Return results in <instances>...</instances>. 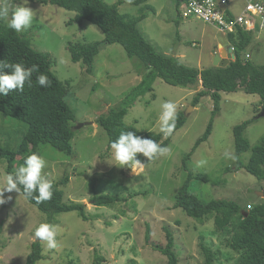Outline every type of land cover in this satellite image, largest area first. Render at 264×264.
<instances>
[{
	"label": "rangeland",
	"instance_id": "obj_1",
	"mask_svg": "<svg viewBox=\"0 0 264 264\" xmlns=\"http://www.w3.org/2000/svg\"><path fill=\"white\" fill-rule=\"evenodd\" d=\"M104 1L116 4L119 0ZM9 2L34 12L31 27L20 33L34 48L51 55L53 72L69 87L66 102L75 113L73 153L68 155L51 145L42 146L41 156L46 160L43 173L53 182L68 176L69 180L60 186L63 200L85 203L88 218L83 219L79 211H68L55 214L50 222L49 215L21 192H5L7 202L0 205V262L25 264L31 244L37 241L36 228L47 223L56 227L58 248L49 250L41 242L43 258L37 264H93L97 254L104 257L102 264H166L167 257L154 248V244L167 243L165 227L175 234L180 264H203L202 242L217 252L218 263L233 264L239 254L216 230L214 217L199 220L189 216L175 207L176 195L191 172V189L203 202L232 200L242 211L263 203L264 179L239 167L240 163H248L254 146L264 143L260 95L242 90L222 92L221 109L214 117L212 133L193 152L185 169L184 157L193 150L213 118L214 101L210 95L204 96L193 106L202 85L180 87L157 78L153 91L140 96L130 107L125 123L144 133H159L161 105L171 101L177 106L176 114L183 112L185 124L174 133L167 146L169 151L159 155L155 162L137 167L131 161L121 166L109 148L106 131L96 121L119 106L141 83L149 71L147 66L128 56L119 43H103V31L92 22H71L75 11L30 0L27 5L23 0ZM148 3L154 11L145 10L147 17L139 26L159 52L178 57L191 67L214 66L218 44L229 39L228 33L194 15L185 18L184 4H178V0ZM244 6L245 0H236L229 4V9L238 14ZM119 11L134 17L140 15L141 6L122 3ZM1 23L7 25V20H0ZM70 42H102V46L93 50L90 61L84 64L72 60ZM248 53L253 54L250 60L255 65H264V30L253 35L243 56ZM245 121L249 124L244 137L251 147L238 155L233 131ZM27 128L26 123L0 113V145L17 146ZM225 152L234 158L225 157ZM200 161L203 163L197 167ZM6 165L5 160H0V189L6 184ZM106 195L121 199L113 205H97L93 200Z\"/></svg>",
	"mask_w": 264,
	"mask_h": 264
},
{
	"label": "trees",
	"instance_id": "obj_2",
	"mask_svg": "<svg viewBox=\"0 0 264 264\" xmlns=\"http://www.w3.org/2000/svg\"><path fill=\"white\" fill-rule=\"evenodd\" d=\"M15 2L18 0H9ZM41 4H54L56 6L75 11L76 15L71 22L82 23L88 20L97 25L104 33L103 43H119L128 56L141 60L149 69L131 93L123 99L119 106L111 108L107 113L97 118V123L106 131L111 142L118 139L121 132L131 131L141 138L152 139L161 147L170 144L174 133L185 124L183 112L177 113L175 129L170 136L163 133H144L138 128L125 123V116L137 99L153 91V84L157 78L180 87H197L203 89L196 92L193 106L200 103L204 96H211L214 101L213 118L204 134L196 141L193 150L184 157V168L188 169V161L200 144L208 140L213 130V120L221 109L222 92L244 91L260 95L264 108V65L257 66L250 57L243 56L244 50L251 44L253 33L242 28L228 33L229 40L234 46L236 60L226 67L213 66L208 69L191 67L180 61L178 57L168 56L159 52L147 40L140 29V22L147 17L145 10L154 11L149 0H119L116 4H109L104 0H30ZM188 0H178V4ZM122 3H132L141 6L138 16H129L119 11ZM102 42L86 44L83 42L69 43L68 49L74 62L87 64L93 50L101 49ZM0 60L10 63H21L26 68L38 65L39 72H34L31 87L25 84L24 91L10 92L0 97V113L6 117L16 118L28 125L22 133L21 141L15 147L0 145V160L6 161L7 174H14L25 158L33 153L41 156V148L51 145L53 148L68 155L73 153V123L75 113L66 102L69 87L53 72V59L49 53L37 50L31 41L21 33L0 24ZM5 71H9L5 69ZM45 74L52 84L48 88L41 87L36 82L39 74ZM249 121H245L234 128V141L236 154L240 155L250 149L251 145L244 137V131ZM158 156L148 160L143 154L135 158L142 165H150ZM19 162V164H18ZM136 162V161H135ZM137 163V162H136ZM249 173L259 179H264V143L252 148V154L247 164H239ZM193 174L190 172L186 181L176 195L175 207L182 208L189 216L203 220L209 216L214 217L215 228L226 237L227 245L239 256L233 264H264V196L263 203L257 207L243 210L239 204L227 199H211L203 202L191 189ZM69 180L66 176L61 181L53 182V197L49 201L37 203L34 199L26 197L22 186L21 193L27 200L41 212L49 215L50 222L57 213L79 211L83 219L87 220L86 205L82 202H64V192L61 185ZM38 193H34L37 195ZM121 198L112 195L100 196L93 199L97 205H113ZM236 217H239L236 219ZM167 243L154 244V248L161 251L166 257V264H180L175 252V234L165 227ZM150 238V230L147 240ZM201 250L204 254L203 264L218 263V254L208 244L202 242ZM42 243L37 240L30 246V253L25 264H37L43 258ZM104 257L97 254L93 264H102ZM0 264H2L0 262ZM73 264V263H72Z\"/></svg>",
	"mask_w": 264,
	"mask_h": 264
},
{
	"label": "clouds",
	"instance_id": "obj_3",
	"mask_svg": "<svg viewBox=\"0 0 264 264\" xmlns=\"http://www.w3.org/2000/svg\"><path fill=\"white\" fill-rule=\"evenodd\" d=\"M27 5L28 0H23ZM34 19V12L25 6H15L9 0H0V20H7V27L17 33L27 31ZM8 69L9 71H5ZM34 72H39L38 65L26 68L21 63H10L0 60V97L7 96L10 92H23L25 84L32 85ZM36 82L43 88L51 86L52 81L45 74H39ZM162 112L159 116L160 132L164 137L170 136L175 129L177 118V106L171 101L162 103ZM111 149L114 152L116 161L121 165H127L131 161L140 163L135 158L137 154H143L148 160H152L159 155H164L169 151L166 147H161L158 143L148 138H141L134 132H121L118 139L111 142ZM225 157H230L229 153H224ZM203 161L197 163L199 167ZM46 160L39 154L33 153L25 158L24 163L19 166L14 174H9L5 186L0 189V205L7 202L4 193H20L21 186L26 197L34 199L38 204L49 201L53 197V181L50 180L43 169ZM34 193H38L34 195ZM7 199H11L8 197ZM56 227L47 223L40 224L34 234V238L41 241L44 246L51 250L58 248L56 239Z\"/></svg>",
	"mask_w": 264,
	"mask_h": 264
},
{
	"label": "built area",
	"instance_id": "obj_4",
	"mask_svg": "<svg viewBox=\"0 0 264 264\" xmlns=\"http://www.w3.org/2000/svg\"><path fill=\"white\" fill-rule=\"evenodd\" d=\"M234 1L188 0L183 3V16L188 18L194 15L225 33L234 32L237 28L245 31L264 30V1L245 0L244 9L238 14L229 9V4Z\"/></svg>",
	"mask_w": 264,
	"mask_h": 264
},
{
	"label": "water",
	"instance_id": "obj_5",
	"mask_svg": "<svg viewBox=\"0 0 264 264\" xmlns=\"http://www.w3.org/2000/svg\"><path fill=\"white\" fill-rule=\"evenodd\" d=\"M234 60H236V55L234 53L233 45L230 44L227 46V53H223V55H221L219 53V50L217 49L216 54L214 56V66L226 67L230 64L231 61H234ZM262 115H264V111L259 116H262ZM140 166H142V164L137 163V167H140ZM262 195L264 196V192L262 193Z\"/></svg>",
	"mask_w": 264,
	"mask_h": 264
},
{
	"label": "crops",
	"instance_id": "obj_6",
	"mask_svg": "<svg viewBox=\"0 0 264 264\" xmlns=\"http://www.w3.org/2000/svg\"><path fill=\"white\" fill-rule=\"evenodd\" d=\"M258 1H264V0H258ZM247 32H251V33H253V35H254L255 33L259 32V31H258V30H257V31L253 30V31H247ZM230 44H232V43L230 42L229 39H226L224 43L220 42V43L218 44V50H219V53H220L221 55H223V53H227V46L230 45ZM233 47H234V46H233ZM216 51H217V50H216ZM234 53H235V52H234ZM247 55H249L250 58L253 57V54H252V53H248Z\"/></svg>",
	"mask_w": 264,
	"mask_h": 264
}]
</instances>
